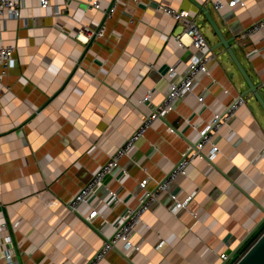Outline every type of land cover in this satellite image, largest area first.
<instances>
[{
  "label": "crops",
  "instance_id": "crops-1",
  "mask_svg": "<svg viewBox=\"0 0 264 264\" xmlns=\"http://www.w3.org/2000/svg\"><path fill=\"white\" fill-rule=\"evenodd\" d=\"M87 1L50 0L42 7L38 0H22L20 16L0 22V42L15 46L14 63L0 84V223L11 235L17 264H84L139 202V180L148 177L146 187L153 188L213 114L242 95L240 71L221 45L211 49L218 37L202 6L225 37L234 36L235 53L264 98V29L242 33L264 14V0L232 6L222 0L219 9L213 0H122L111 15ZM100 2L105 7L111 0ZM158 4L193 13L212 53L207 71L171 100L73 211L70 197L200 53L183 34L184 22ZM99 26L102 31L94 33ZM243 96L214 135L219 152L211 159L193 157L186 173L143 211L130 235L137 249L118 243L96 264H221L229 258L264 216V158L257 154L264 113L251 92ZM176 201L186 206L174 207ZM93 206L98 213L87 220ZM0 264H6L3 254Z\"/></svg>",
  "mask_w": 264,
  "mask_h": 264
},
{
  "label": "built area",
  "instance_id": "built-area-1",
  "mask_svg": "<svg viewBox=\"0 0 264 264\" xmlns=\"http://www.w3.org/2000/svg\"><path fill=\"white\" fill-rule=\"evenodd\" d=\"M120 1L122 0H111L109 5L105 7L102 6L100 0H88L87 2L89 6L102 9L106 15H111ZM21 2L22 0H0V22L5 16L19 17ZM38 2L42 7H46L50 3V0H38ZM239 2H242V0H228L227 3L229 6H232ZM213 4L219 9L223 5V1L213 0ZM158 8L174 19L184 22L185 26L183 34H187L190 37L191 43L198 51H200V53L193 56L188 61L186 71L182 76L170 81L169 90L162 101L153 110L142 117L141 122L129 133V135H127L124 142L115 149L109 158L94 172L92 177L86 183L81 185L79 190L70 197L67 205L73 211H76L82 202L87 201L88 196L94 188L102 182L108 171L117 164L120 156L128 153L138 139L143 136L146 128L149 127L156 118L162 116L168 110L171 100L190 91L196 74L198 72L207 71V61L212 57V53L207 40L195 23L193 13L186 8H176L167 4H158ZM55 11L57 13L59 7H57ZM102 28V26H99V28L93 31L98 34L102 31ZM263 29L264 14L247 26L242 33L243 35H251L256 32L261 33ZM180 38L181 35L178 36V39ZM14 49V44L0 42V84L9 67L14 63ZM169 71L170 73L174 71V65L170 67ZM198 98L199 100H202L201 97ZM244 102V96L237 95L223 111L215 112L211 121L199 130V136L196 142L193 145H190L186 152L175 163H173L171 168L153 188L146 187L148 177H143L139 180V185L142 189L139 202L128 210L122 221L113 226L112 232L103 238L100 247L84 264H96V262L103 257L108 250L116 247L118 243L121 244L124 250L137 249V246L132 242L130 235L135 229L137 223L141 220L143 211L151 205V202L156 199L158 193L165 190L167 185L171 183L177 175L186 173V168L193 157L206 156L208 159H211L217 152H219L220 149L213 140L214 135L233 115L235 109ZM185 120L188 121V119ZM168 129L174 131L173 126H168ZM257 154L264 158V144L260 147ZM109 193L116 197V192L114 190L109 189ZM172 197L175 198L174 194H172ZM178 206L184 207L186 206V203L184 201H176L174 207ZM97 213V208L93 206L85 218L89 220ZM193 216H195V214ZM161 243L162 241H160L158 245ZM1 254H3L6 264H17L11 235L4 222L0 223V255ZM220 256L223 258L226 257L224 252L220 253Z\"/></svg>",
  "mask_w": 264,
  "mask_h": 264
},
{
  "label": "water",
  "instance_id": "water-1",
  "mask_svg": "<svg viewBox=\"0 0 264 264\" xmlns=\"http://www.w3.org/2000/svg\"><path fill=\"white\" fill-rule=\"evenodd\" d=\"M209 24L211 25L213 31L216 33L218 37L217 43L211 46V49L216 48L217 46H222L229 58L233 61L237 69L242 74L245 81V89L242 91V95L247 93H252L255 97L256 101L260 105L263 113H264V98L262 96V91L259 88V82H253L251 77L247 74L240 60L238 59L235 49L234 36L225 37L220 28L218 27L216 21L213 19L210 8L201 7ZM224 17V16H222ZM264 222V216L256 223V225L247 233V235L238 243V245L231 250L229 258L230 259L245 243V241L254 234V232L259 228V226ZM228 259L223 261L221 264H225ZM231 264H264V227L260 230V232L250 241V243L237 255L235 260Z\"/></svg>",
  "mask_w": 264,
  "mask_h": 264
},
{
  "label": "trees",
  "instance_id": "trees-1",
  "mask_svg": "<svg viewBox=\"0 0 264 264\" xmlns=\"http://www.w3.org/2000/svg\"><path fill=\"white\" fill-rule=\"evenodd\" d=\"M254 236H255V235H254ZM254 236H253V237H254ZM253 237H252V238H253ZM252 238H251V239H252Z\"/></svg>",
  "mask_w": 264,
  "mask_h": 264
},
{
  "label": "rangeland",
  "instance_id": "rangeland-1",
  "mask_svg": "<svg viewBox=\"0 0 264 264\" xmlns=\"http://www.w3.org/2000/svg\"><path fill=\"white\" fill-rule=\"evenodd\" d=\"M246 247V246H245ZM242 250V249H241Z\"/></svg>",
  "mask_w": 264,
  "mask_h": 264
}]
</instances>
